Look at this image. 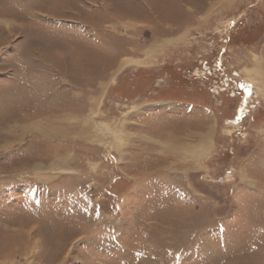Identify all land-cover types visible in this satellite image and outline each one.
<instances>
[{"label": "rangeland", "instance_id": "obj_1", "mask_svg": "<svg viewBox=\"0 0 264 264\" xmlns=\"http://www.w3.org/2000/svg\"><path fill=\"white\" fill-rule=\"evenodd\" d=\"M0 264H264V0H0Z\"/></svg>", "mask_w": 264, "mask_h": 264}, {"label": "crops", "instance_id": "obj_2", "mask_svg": "<svg viewBox=\"0 0 264 264\" xmlns=\"http://www.w3.org/2000/svg\"><path fill=\"white\" fill-rule=\"evenodd\" d=\"M182 103H184V102H172V103H170V104H172V106L169 107V109L165 106L166 105L165 103L163 104L164 107L163 106L160 107V105H161L160 104L159 107H156V108L160 110L159 113L162 116V118H165L167 116V113H170L169 110L171 111V113H175L176 112L175 110L177 109V107H176L177 105L182 106V107H180V109L183 111L184 116L188 115L192 118L194 116V111H196L195 112L196 116H198V118H200L202 120H199V126L194 127V128L199 130L197 132L198 136H200V134L204 135L205 129H206V132L209 131L208 137L210 139L209 141L211 142V135L213 132H215L214 127H213L214 126L213 122L217 118V114L215 113V109L212 106L211 107L208 106V108H199V107H196L195 104H192V105L189 104L191 106V108L188 106L184 107V105H186V103L185 104H182ZM157 112H158V110H157ZM164 133H165V135L166 134L169 135V133L167 131H165ZM170 138L174 139V137H170ZM202 138H204V137H202ZM192 139L195 140L194 138H192ZM197 139L199 140L200 138L197 137ZM197 139H196V141H198ZM163 141H164L163 138L160 137L159 138L160 145L162 144L163 146H165L166 143L163 144ZM202 146H204V144Z\"/></svg>", "mask_w": 264, "mask_h": 264}, {"label": "flooded vegetation", "instance_id": "obj_3", "mask_svg": "<svg viewBox=\"0 0 264 264\" xmlns=\"http://www.w3.org/2000/svg\"><path fill=\"white\" fill-rule=\"evenodd\" d=\"M227 79H225V81H222V85H223V88H221L220 90H218V92H220V91H222V90H224L225 89V86L227 87V85H228V83H229V81H226ZM242 84L240 83V87H242L241 86Z\"/></svg>", "mask_w": 264, "mask_h": 264}, {"label": "bare ground", "instance_id": "obj_4", "mask_svg": "<svg viewBox=\"0 0 264 264\" xmlns=\"http://www.w3.org/2000/svg\"><path fill=\"white\" fill-rule=\"evenodd\" d=\"M36 126V125H35ZM40 126H41V124H40ZM37 127H39L38 125H37ZM29 128V127H28ZM34 128V127H33ZM26 131H29V130H26Z\"/></svg>", "mask_w": 264, "mask_h": 264}]
</instances>
